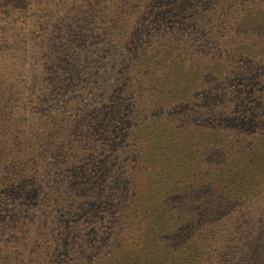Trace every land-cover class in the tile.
Masks as SVG:
<instances>
[{
	"label": "rangeland",
	"instance_id": "obj_1",
	"mask_svg": "<svg viewBox=\"0 0 264 264\" xmlns=\"http://www.w3.org/2000/svg\"><path fill=\"white\" fill-rule=\"evenodd\" d=\"M196 2L108 24L113 42L62 90L28 71L8 86L0 264H264V0L248 20ZM145 48L159 55L132 64Z\"/></svg>",
	"mask_w": 264,
	"mask_h": 264
},
{
	"label": "trees",
	"instance_id": "obj_2",
	"mask_svg": "<svg viewBox=\"0 0 264 264\" xmlns=\"http://www.w3.org/2000/svg\"><path fill=\"white\" fill-rule=\"evenodd\" d=\"M245 3H257V0H222L220 5L223 9L220 11L225 8L233 11L224 13L223 18L218 17L217 20H248L251 14L246 11ZM196 4H199L196 0H0L1 13L4 14L0 20V100L12 97L9 85L25 82L19 79L24 71H28L29 76L33 73L35 78L30 76L33 82H44L50 92L62 90L81 79L79 68L92 62L90 56H97L102 47L113 42L104 34L105 26L112 22L131 29L136 25L135 20H140L142 11L150 10L154 15L160 13L161 16L172 15L181 19L184 13L192 11L189 7ZM209 13L212 12L206 15ZM193 15L197 16L199 12ZM254 17L264 20V10L255 11ZM203 18L205 16L196 20ZM87 25L93 26L94 34L80 38V32L88 33ZM173 42L168 38L166 46ZM125 45V40L114 43L123 50ZM218 47L222 51L225 43L218 44ZM152 55L159 54H150L145 48L143 52L139 49L135 56H128V59L135 60L132 64L136 60L139 64H152ZM166 55L164 61L168 59ZM193 55L196 64L206 63L207 56ZM155 59L160 60L159 56ZM32 65L39 66L33 70L30 69ZM209 68L213 69V66ZM211 69L208 76L214 75ZM203 87L209 88L205 84ZM230 97L233 99V94ZM260 118L264 125V114ZM204 129L210 136L219 134L213 131L212 126Z\"/></svg>",
	"mask_w": 264,
	"mask_h": 264
}]
</instances>
